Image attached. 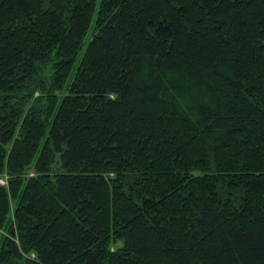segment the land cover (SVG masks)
<instances>
[{
    "label": "trees",
    "instance_id": "16d2710c",
    "mask_svg": "<svg viewBox=\"0 0 264 264\" xmlns=\"http://www.w3.org/2000/svg\"><path fill=\"white\" fill-rule=\"evenodd\" d=\"M0 264H264V0H0Z\"/></svg>",
    "mask_w": 264,
    "mask_h": 264
},
{
    "label": "rangeland",
    "instance_id": "374dc122",
    "mask_svg": "<svg viewBox=\"0 0 264 264\" xmlns=\"http://www.w3.org/2000/svg\"><path fill=\"white\" fill-rule=\"evenodd\" d=\"M90 34H91V31H90V33L88 34V36H87V40L89 39V37H90ZM2 183H4V181L2 180Z\"/></svg>",
    "mask_w": 264,
    "mask_h": 264
}]
</instances>
